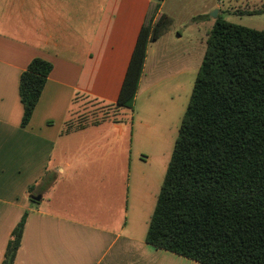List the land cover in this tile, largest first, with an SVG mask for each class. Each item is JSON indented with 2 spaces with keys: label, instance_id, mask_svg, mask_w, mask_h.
<instances>
[{
  "label": "crops",
  "instance_id": "0c3cea01",
  "mask_svg": "<svg viewBox=\"0 0 264 264\" xmlns=\"http://www.w3.org/2000/svg\"><path fill=\"white\" fill-rule=\"evenodd\" d=\"M153 5L0 0V264L25 212L14 264H200L146 242L171 158L166 162L164 154L170 125L158 129L144 104L136 111L141 93L172 104L169 94L192 54L184 58L150 43L133 109L96 120L90 111L94 119L84 122L87 107L116 104ZM159 14L171 19L161 6L154 20ZM161 48L169 52L158 64ZM35 58L53 69L24 127L20 76ZM161 83L169 87L166 97ZM147 145L165 162L139 159Z\"/></svg>",
  "mask_w": 264,
  "mask_h": 264
},
{
  "label": "trees",
  "instance_id": "16d2710c",
  "mask_svg": "<svg viewBox=\"0 0 264 264\" xmlns=\"http://www.w3.org/2000/svg\"><path fill=\"white\" fill-rule=\"evenodd\" d=\"M159 8L139 33L118 100L107 105L110 117L133 109L148 46L168 27L164 14L154 20ZM52 69L35 58L21 74L22 126ZM27 217L13 229L2 264L15 263ZM146 242L200 264H264V31L215 19Z\"/></svg>",
  "mask_w": 264,
  "mask_h": 264
},
{
  "label": "rangeland",
  "instance_id": "374dc122",
  "mask_svg": "<svg viewBox=\"0 0 264 264\" xmlns=\"http://www.w3.org/2000/svg\"><path fill=\"white\" fill-rule=\"evenodd\" d=\"M160 0L155 1V4L161 6V9L166 12L171 19H167L168 24L167 28L162 34L163 37L159 40L153 41L152 43L161 44V47L168 48L171 46L173 53L183 56L184 58L188 57L190 53L192 56L188 59V69L185 71L184 76L180 79V85L177 88V91L171 92L169 95L174 97L172 104H168L166 101L161 103L158 100H152V93H146V95L140 94L137 101V112L141 111L140 106L143 104L146 105L144 109L152 111L153 117L156 121L160 122V130L166 131L164 125L168 123L169 130L167 132V152L166 162H168L174 147L178 135V128L181 125L182 117L186 110V107L189 103L190 96L192 93L193 85L197 77L198 70L200 68L202 58L206 48V38L213 27L215 19L219 16L220 18L244 27L262 30L264 31V13L256 15H235L236 10H260L264 7V0ZM217 3L219 5V10L217 15L215 11L217 10L212 6ZM153 5L152 8H154ZM216 15V16H215ZM159 16L156 17V19ZM157 44H154L155 46ZM161 48L160 57L157 58L159 63L164 58L166 51ZM154 68L156 67V62L153 64ZM166 66H163L158 70V76L161 77L159 80L164 78L166 74ZM149 77V76H148ZM169 87H166L161 83V86L158 88V92H164L163 94L166 97ZM168 95V96H169ZM142 97V98H141ZM86 117L84 122H90L92 118L89 114L96 113L95 120L100 119L105 116L113 115V109L110 106H96V107H87ZM83 110V109H82ZM83 113V111H82ZM150 115L149 111L147 113ZM140 115V114H139ZM151 116V115H150ZM159 156V157H158ZM162 156V155H161ZM158 152H154L152 147L149 145L145 146V151L139 155V159H147L150 161H157L158 164L161 163L164 157H161Z\"/></svg>",
  "mask_w": 264,
  "mask_h": 264
},
{
  "label": "water",
  "instance_id": "95a60500",
  "mask_svg": "<svg viewBox=\"0 0 264 264\" xmlns=\"http://www.w3.org/2000/svg\"><path fill=\"white\" fill-rule=\"evenodd\" d=\"M215 14L217 15V10L215 11ZM215 15V16H216ZM34 200H39V197H37V198H33Z\"/></svg>",
  "mask_w": 264,
  "mask_h": 264
},
{
  "label": "built area",
  "instance_id": "2783aa9c",
  "mask_svg": "<svg viewBox=\"0 0 264 264\" xmlns=\"http://www.w3.org/2000/svg\"><path fill=\"white\" fill-rule=\"evenodd\" d=\"M155 1H157V2H158V1H160V0H155ZM221 1H222V0H221Z\"/></svg>",
  "mask_w": 264,
  "mask_h": 264
}]
</instances>
